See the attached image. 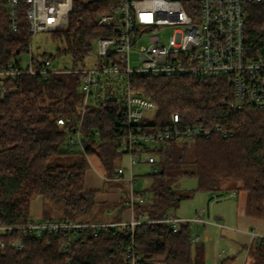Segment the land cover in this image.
<instances>
[{
  "label": "trees",
  "instance_id": "trees-1",
  "mask_svg": "<svg viewBox=\"0 0 264 264\" xmlns=\"http://www.w3.org/2000/svg\"><path fill=\"white\" fill-rule=\"evenodd\" d=\"M107 10L108 0L76 1L66 29L52 34L59 43L56 54H36L34 67L70 56L72 66L65 68L80 69L79 63L93 54L97 38L110 34L111 27L97 24ZM248 39L255 54H264V6L253 10ZM28 40L24 26L17 34L10 33L5 24L1 27L0 69L28 54ZM81 77L78 73L22 75L16 81V92L0 94V226H26L45 220L100 223L101 218L86 217L97 207L106 213L105 205L96 200L98 191L87 189L85 179L91 166L89 158L93 157L106 184L119 185L114 159L124 152L116 126L117 106L108 102L105 108L88 110L83 150L67 149L66 126L57 123L58 118L77 115ZM140 84L159 110L156 120L141 123V127L155 130L168 124L172 114H178L186 124L201 117L202 125L221 126L232 132L226 137L214 133L195 142L167 140L154 144L150 152L157 158V171L147 174L151 178L148 187L135 188V193L144 198L143 204L134 206V218L140 221L134 232L139 252L136 264H205L204 247L194 246L191 223L174 232L170 225L157 221L189 197L176 185L178 179L189 177L197 179L198 191L212 196L246 192L249 216L264 220V110L233 109L229 87L222 79L148 78ZM120 185L125 192L117 216L128 207L129 187ZM38 197L43 198L44 205L53 203L55 219L46 215L47 211V218H33L32 204ZM17 237V230L0 233V243H4V248L0 245V264H126L127 247L132 242L126 227L102 231L98 236L91 232H55L38 239L28 233L23 236V251L12 246ZM63 244L66 252L61 249ZM245 248L250 258L246 264H264V238H253ZM232 261L226 259L221 264Z\"/></svg>",
  "mask_w": 264,
  "mask_h": 264
},
{
  "label": "built area",
  "instance_id": "built-area-1",
  "mask_svg": "<svg viewBox=\"0 0 264 264\" xmlns=\"http://www.w3.org/2000/svg\"><path fill=\"white\" fill-rule=\"evenodd\" d=\"M76 1L94 3L99 0H0V29L5 24L10 33L17 34L24 26L29 37L28 64L23 66L17 58L0 69V94L16 92V81L22 75L81 74L77 115L57 120L60 126H66L69 151L84 148L88 110L105 108L108 102L115 104L119 115L116 126L120 131V149L129 160L128 175L125 176V170L119 168L116 180L128 184L129 196L125 204L130 208L132 218L127 222L100 223L36 221L26 226H0V233L19 231L20 237L12 246L16 251H23V236L28 233L38 239L55 232L64 235L91 232L98 236L102 231L126 227L132 235V242L127 247L125 261L126 264H136L139 252L134 244V232L140 221L134 218V206L143 204L144 198L135 193L134 166L150 164L156 172L157 158L150 149L159 142H195L210 138L214 133L223 137L232 135L231 130H223L221 126L200 124L201 117L193 124H186L178 114H172L168 124L155 130L141 127V123L156 120L159 110L145 95L140 83L148 78L222 79L229 87L233 109L264 110V54H255L248 39L253 10L264 6V0H108V10L99 16L97 24L111 27L110 34L97 38V61L93 65L71 70L46 60L40 68H35L34 37L41 32L54 34L65 30ZM166 30L172 33L164 40L161 34ZM133 53L138 58L134 67L131 63ZM96 135H100L99 131ZM234 195V192L229 194ZM157 222L170 225L174 232H178L183 224L210 223L204 218V211L192 219L168 214ZM213 224L221 227L219 222ZM250 234L253 238H264V234L254 231ZM194 240L198 241L199 236L196 235ZM0 245L4 248L3 242ZM61 249L66 252V245L63 244ZM216 258H222V254L217 253Z\"/></svg>",
  "mask_w": 264,
  "mask_h": 264
},
{
  "label": "rangeland",
  "instance_id": "rangeland-1",
  "mask_svg": "<svg viewBox=\"0 0 264 264\" xmlns=\"http://www.w3.org/2000/svg\"><path fill=\"white\" fill-rule=\"evenodd\" d=\"M171 30L162 32V37L165 40L170 34ZM59 43H57L52 37L50 32L38 33L33 39V53H52L56 54V50ZM94 54L87 57L81 66L89 67L96 61L97 44H94ZM132 66L138 64V58L135 53L132 54ZM21 60L23 66H26L29 62V55L24 54L18 57ZM54 63L58 67L70 68L72 66V58L70 56L57 57ZM66 150V147L64 148ZM78 151V150H77ZM89 163L97 167V160L93 157L89 158ZM115 168L118 166H129V160L124 153L119 154L114 159ZM98 168V167H97ZM136 175V190H142L148 187L151 183V178L147 176L148 173L154 171V167L150 164H138L134 166ZM230 184V183H229ZM234 184L235 183H231ZM234 187H238L239 183H236ZM125 185V184H124ZM176 185L183 190V193L189 194V197L181 201L178 208L172 211L170 214L176 217L184 219H192L197 216L198 213L204 211V218L209 221L208 224L191 223V234L195 239L196 235L199 236V240L194 242V246L202 245L205 250V264H221L223 260L233 259L230 264H246L250 259L246 245H250L253 241V237L250 232L255 230L259 233H264V220L252 219L248 213V198L247 193L239 191L240 197L229 198V194L220 196H212L207 192L198 191V181L196 178H180L176 182ZM126 186V185H125ZM128 189V186H127ZM239 189V188H238ZM212 201L209 202V199ZM244 198V199H243ZM53 203L49 205H42L39 209L43 211L42 215L38 218L36 214V203H33V218L44 219L46 215L50 214V217H54L55 208L52 207ZM107 208V206H105ZM106 210V209H105ZM47 211V214H46ZM101 208L93 209V211L86 217L88 219H94L95 217L104 219L105 213H101ZM46 214V215H44ZM221 215L220 221L217 216ZM54 217L53 219H55ZM213 222H219L221 227H217ZM222 254V258H216V254Z\"/></svg>",
  "mask_w": 264,
  "mask_h": 264
},
{
  "label": "crops",
  "instance_id": "crops-1",
  "mask_svg": "<svg viewBox=\"0 0 264 264\" xmlns=\"http://www.w3.org/2000/svg\"><path fill=\"white\" fill-rule=\"evenodd\" d=\"M119 168H123L125 170V172H126L125 176L128 175V172H129V166L128 165L118 166V167H116V171ZM99 172L100 171H98V169L95 166L91 165L87 170L86 179H85V185H86L87 189L98 191V195L96 196V200H97L98 204H100L101 206L102 205L107 206L105 218L98 221V222H114V221H116V222H127V221H129L132 218V212H131L130 208H128V207H125L126 209L124 211H122L121 215L117 216L119 209L123 205L122 201H123V196H124V192H125V190L122 189L123 186L120 184L121 183L125 184L126 188H127L128 184L126 182H124V180H120V181H118L119 185H117V186L108 185L105 182L106 178ZM238 196L240 197V195L237 194L234 196H230L229 198H235ZM33 203L34 204L36 203V208H35L36 214H37L36 218H38L43 213V211H41L39 209V207L41 208V206L43 205V198L38 197L33 201ZM125 206H127V205H125ZM32 210H33V204H32ZM32 216H33V214H32ZM117 217H118V219L115 220V218H117ZM221 218H222L221 215L217 216V219L219 221ZM252 231L256 232L255 230H252ZM259 232H263V231H259ZM259 232H256V233L264 234V233H259Z\"/></svg>",
  "mask_w": 264,
  "mask_h": 264
}]
</instances>
